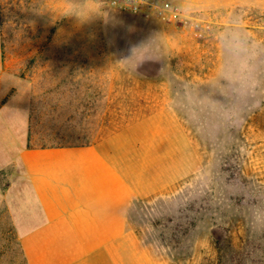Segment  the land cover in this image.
<instances>
[{"label": "rangeland", "instance_id": "1", "mask_svg": "<svg viewBox=\"0 0 264 264\" xmlns=\"http://www.w3.org/2000/svg\"><path fill=\"white\" fill-rule=\"evenodd\" d=\"M0 0V264L20 149L93 143L132 185L152 264H264V0Z\"/></svg>", "mask_w": 264, "mask_h": 264}, {"label": "crops", "instance_id": "2", "mask_svg": "<svg viewBox=\"0 0 264 264\" xmlns=\"http://www.w3.org/2000/svg\"><path fill=\"white\" fill-rule=\"evenodd\" d=\"M17 161L25 264H152L128 224L134 188L98 145L27 147Z\"/></svg>", "mask_w": 264, "mask_h": 264}, {"label": "built area", "instance_id": "3", "mask_svg": "<svg viewBox=\"0 0 264 264\" xmlns=\"http://www.w3.org/2000/svg\"><path fill=\"white\" fill-rule=\"evenodd\" d=\"M108 6L120 11L139 14L144 17L151 15L163 20L175 21L181 13L173 0H103Z\"/></svg>", "mask_w": 264, "mask_h": 264}]
</instances>
